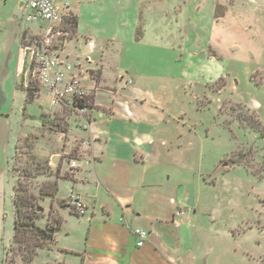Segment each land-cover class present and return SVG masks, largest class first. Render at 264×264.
Masks as SVG:
<instances>
[{
	"label": "rangeland",
	"instance_id": "rangeland-1",
	"mask_svg": "<svg viewBox=\"0 0 264 264\" xmlns=\"http://www.w3.org/2000/svg\"><path fill=\"white\" fill-rule=\"evenodd\" d=\"M67 1L78 16V30L62 34L57 43L61 48L68 45L70 62L89 67L86 58L99 63L107 48L106 56L115 59L106 71L108 86L127 97L130 110L151 120L149 125L158 130L154 138L169 144L162 151L191 166L197 163V168L202 164L199 170L210 165L212 184H197L191 199L196 216L185 217L175 233L180 264H264V0ZM28 2L0 0V264L20 263L10 249L13 199L18 179L27 187L31 180L23 179L24 174L34 167L28 147L20 150L16 166L19 142L26 144L28 137V145L35 146L42 161L50 158L54 170L73 150L79 149L83 160H91L89 152L93 155L84 145L90 139L76 136L85 119L69 107H52L44 92H35L29 100V82L39 86L29 63L25 72L19 67L21 38L29 41L48 23H23ZM89 39L97 49L91 55ZM93 68L92 79L100 89L103 72L98 71L100 65ZM87 79L86 87L92 88L94 79ZM105 94L104 107L112 109L113 96ZM44 120L61 129L70 126L75 133L64 135L48 124L44 128ZM113 126L118 123L113 121ZM147 129L140 127V132ZM108 130V125L102 130L104 142ZM89 134L93 136L91 128ZM80 159L76 166L63 161V172L79 170ZM232 161L233 167L224 168ZM169 177L166 173V180ZM62 201L58 193L56 199L42 202L43 220L57 210L66 221L55 234L59 244L40 251L31 264H56L65 258V264H84V257L74 251L85 252L87 230L80 226L87 216L71 215ZM66 244L72 249L65 253Z\"/></svg>",
	"mask_w": 264,
	"mask_h": 264
},
{
	"label": "crops",
	"instance_id": "crops-1",
	"mask_svg": "<svg viewBox=\"0 0 264 264\" xmlns=\"http://www.w3.org/2000/svg\"><path fill=\"white\" fill-rule=\"evenodd\" d=\"M37 33L35 31L33 35ZM88 44L91 55L97 49L91 40ZM67 46L62 56H68L66 58L70 61ZM107 51V48H103L99 63L94 64L86 58L89 67L78 64L75 71L80 75L84 88L95 93L98 109L91 112V121L85 132V138L90 139L87 147L93 149V155L89 152L91 160L80 162L81 168L75 173L74 182H59L61 200L67 201L74 193L87 205L86 215L80 217L87 216L80 226L87 230L85 252L74 251V254L83 256L84 264H180L181 251L175 233L181 227L180 222L186 220L185 217L190 220L192 213L196 216L197 210L191 205V199L195 196L197 184L206 187L212 184L208 180L212 174L210 165L207 169L199 170L202 164L197 168L194 167L197 163L191 166L185 159H174L173 154L162 151L169 144L155 139H158V130L149 125L151 120L130 110L127 97L108 86L106 71L112 68L115 59L109 53L106 56ZM108 60L111 64L104 66L103 62ZM101 64L104 66L100 69L103 78L98 89L92 75L93 67ZM122 75L120 73L119 78L122 79ZM87 78L93 80L92 88L86 87L90 86ZM105 92H109L114 99L113 107L109 110L104 107ZM251 109L256 110L257 107L252 106ZM116 112L120 116H116ZM111 117L118 126H113ZM114 117L117 119L114 120ZM106 125L109 126L108 140L104 142L105 131L102 130L106 129ZM140 127H150V130L140 132ZM90 128L94 137L89 134ZM166 173L170 176L168 180ZM174 174L176 180L172 181ZM90 203H93L92 208ZM65 208L70 210L71 215L77 216L69 207ZM61 214L63 216V211ZM181 217L184 219L180 220ZM62 218L66 221L64 216ZM136 230L148 233L143 247L137 246ZM68 249H72V246L66 244L63 250L66 253ZM58 263L65 264L66 258L64 261L59 259Z\"/></svg>",
	"mask_w": 264,
	"mask_h": 264
},
{
	"label": "trees",
	"instance_id": "trees-1",
	"mask_svg": "<svg viewBox=\"0 0 264 264\" xmlns=\"http://www.w3.org/2000/svg\"><path fill=\"white\" fill-rule=\"evenodd\" d=\"M78 24V16H74V13L72 14L69 12L68 15L63 19L61 31L63 33H69L70 31L76 33L75 31L78 30ZM36 37V35H32V38ZM102 68H104V66L101 64L99 69ZM98 71L100 72L101 70ZM96 73L98 72L96 71ZM129 82L130 81H128V83ZM26 90L29 100L33 99L35 92L40 91L39 87H37L33 81L29 82V86ZM95 97V93H93L88 95L83 100H77L76 102V110H73V113L77 116L80 115L82 119H85L84 124H82L80 121V128L82 131L76 133L81 134V136L76 135L77 137H86L87 135L85 132L87 131L86 127L91 121V112H93L94 109H98L96 107ZM80 111H83V113ZM47 124L49 125L50 129H55L54 131L64 135L68 133H75V131L69 128L70 126L61 129L59 125L44 120V128L47 126ZM26 140V144L19 142L16 156V166L19 161L18 155L20 150L24 147H28L29 151L33 150L31 151V155L33 157L32 167H34V171L31 173L27 171L26 174H24L23 179L26 180V178H30L31 180L28 183L26 182V185H28L27 187L23 185V182L20 180L21 178L18 179L19 184L16 186L15 197L13 199V205L15 207L16 214L14 226L15 232L13 237V245L10 247V249H14V254L19 260V264L33 263L36 257H38L40 251L46 249L52 250V247L58 243L56 242L55 234L63 228L64 220L56 210H51V213L47 216V219L43 220L45 208L42 206V202L45 204L47 197L50 199L57 198L60 181H75V173L78 170H75V172H73V170L63 172L64 170L62 162L65 160H67L68 163H70L69 160L78 161L81 154L79 149L73 150L70 153V156L61 158L58 167L54 170L51 166V161L49 160L50 158L42 161V159L35 152V146L28 145V137ZM81 161H83L82 158L80 159V162ZM18 173L21 177L22 172L20 169H18ZM60 204L61 207H69L73 213L78 215L75 208L69 204L68 200H64ZM36 250H38V252Z\"/></svg>",
	"mask_w": 264,
	"mask_h": 264
},
{
	"label": "built area",
	"instance_id": "built-area-1",
	"mask_svg": "<svg viewBox=\"0 0 264 264\" xmlns=\"http://www.w3.org/2000/svg\"><path fill=\"white\" fill-rule=\"evenodd\" d=\"M69 10L70 3L67 0H29L23 9V23L43 20L48 25L40 28L36 38L29 41L21 38L19 67L22 66L25 72L27 64H30L31 73L35 75L40 90L49 96L52 107L76 110L77 100H83L92 92L84 88L80 75L75 73L77 66L62 56L64 48L58 44L60 36L67 34L61 30ZM88 143L84 145L89 146ZM72 166H76V161ZM70 202L80 217L86 215L87 205L79 195L73 193ZM135 235L137 246L143 247L148 233L136 230Z\"/></svg>",
	"mask_w": 264,
	"mask_h": 264
},
{
	"label": "water",
	"instance_id": "water-1",
	"mask_svg": "<svg viewBox=\"0 0 264 264\" xmlns=\"http://www.w3.org/2000/svg\"><path fill=\"white\" fill-rule=\"evenodd\" d=\"M22 6H23V4H22ZM22 6H21V7H22ZM22 8H23V7H22ZM229 166H230V164H229V162H228L226 165H224V168H226V167L228 168ZM223 170H224V169H223Z\"/></svg>",
	"mask_w": 264,
	"mask_h": 264
},
{
	"label": "bare ground",
	"instance_id": "bare-ground-1",
	"mask_svg": "<svg viewBox=\"0 0 264 264\" xmlns=\"http://www.w3.org/2000/svg\"><path fill=\"white\" fill-rule=\"evenodd\" d=\"M229 164H230V166L228 167V168H230V167H233L234 165H232V163L231 162H229ZM227 168V169H228ZM227 169H224V171H227ZM179 215V214H178Z\"/></svg>",
	"mask_w": 264,
	"mask_h": 264
}]
</instances>
